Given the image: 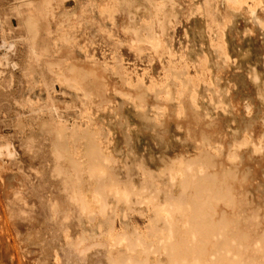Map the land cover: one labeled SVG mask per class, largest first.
<instances>
[{"label": "rangeland", "instance_id": "374dc122", "mask_svg": "<svg viewBox=\"0 0 264 264\" xmlns=\"http://www.w3.org/2000/svg\"><path fill=\"white\" fill-rule=\"evenodd\" d=\"M19 1L20 0H0V58L2 60V62L0 61V264H110L111 262H108L110 260L109 258L113 259H111V261H114L113 264H121V262L125 258H127L124 257L127 254H125L124 252H126V248L129 246V244H132V240H129L130 238H127L128 241L124 239L126 240L127 244L124 242V240L121 242H118L117 240L119 238H123L122 236L124 235L127 237V234L130 235L129 232L132 231L131 236L133 237V242L137 241L135 238L136 236L137 238H141L140 236H143V239L141 238L143 241L150 244L155 242L152 244L155 246L158 243L157 236L160 237V235L163 234H159V232L157 231L159 229L158 226H161L159 225V223H161L159 222V220L162 221V219L164 220L165 218L164 216V218L160 219L161 217H163L161 214L169 215L170 220L172 221L171 224L173 225V231H175H172L171 233L173 234L171 237L172 240L167 243H164L165 241H163V243L164 245L166 244L165 247L169 246V250L166 249L167 254H169L168 257L170 258V254H172L171 258L177 259V264H180L181 261L183 264H187V262L189 261L186 258V254L190 259L191 254L195 250V254L194 256L192 255V257H194L197 264H201L202 258L205 259V254L207 252L205 250L207 249L205 247V242L201 243V241H203L202 239H208L205 241L206 245H209L210 239L212 238V244L209 246V248L213 246L214 248L212 247L211 250L215 251L216 248V251H219L217 252V255H222L224 252H221L220 250H222L226 246L227 250L231 247V243H233L234 241L232 236H234L236 231L238 232L235 227L236 224L237 228H240L239 231L241 232H239L238 234L236 232V234L238 235V237H243L245 241L248 240V237L250 238L252 236V242L254 238H257L255 241H257L258 238H261V235L264 234V231L262 232V230H264V110H262L261 108L263 107L264 109V87L262 88V86H264V84H262L264 81L262 79L264 78V66L262 65L264 64L261 65L259 61L255 60H257L256 57L260 59V57L262 58V55H264V35H262L260 30L257 29V18L254 20L255 16H247V12L250 7L252 10L256 8L255 5L257 4L263 5V0H246V2L245 0H238V3L237 1H235L236 4L232 0V2L226 5V7L215 5V9L212 8L214 6L213 0H207L208 3L206 0V2L204 3H202L203 0H176L178 5H172H175L174 8L176 12V18L170 17L166 13V9L169 6L171 7V2L168 5H162L164 3L163 1H165L166 3L168 2V0L154 1L155 5L157 6H155L153 10H151L152 7L148 8L146 5L149 11H153V14L146 15L142 18L135 17L133 13H130V15V10H125L126 8L122 6L124 4L122 0H119V2H122L123 4H120L118 2L121 7L119 6V4H117L118 0H50V3L52 4V14H48V18L46 21V27L49 30V34L47 35V37H39L38 39H36V42L39 46L43 45L41 41L44 40V43H51V36L52 34H54V31L63 30L60 31L62 32L60 33V35L63 34L65 39H57L56 42V49H58L59 47L60 52L51 53L52 55H50L52 58H54V60H56V66H54L55 70L48 69L47 67L43 68V64L40 61L38 62V60H36V65H38V68L35 65V60H33L32 55H30L33 53V51L31 53V47H29L31 44V40L29 38L30 34L25 32V30H23L22 28L25 26L23 25V19L20 15L21 9L19 7L18 9H14V6H19ZM25 1L28 2V0ZM37 1L40 2L38 3ZM41 1L42 0H36V3L35 1L33 3H38L37 5H39ZM144 2L145 1L142 0L140 1L142 7ZM147 2L145 4H149V0ZM192 2L193 6H195L191 8L190 6L192 5ZM194 2L197 5L200 4L201 6H203V9L205 8L204 12L205 10L206 12L204 13L203 10H200L199 8L201 7L199 5L196 6ZM205 3L207 5L213 3V5L210 4L207 6ZM141 4L138 5L141 6ZM158 5H162V7ZM195 7L196 12H198L196 13V16L194 11ZM231 8L233 9L231 10V13H233L230 14H234L233 20H235V23L234 21H232L233 16L231 17V15V19L229 20H231L234 24L232 30H234L233 32L235 35L232 34V36H229L230 33H227L225 34L226 38H224L227 41L233 39L231 44L234 47L235 45L238 47V49L237 47L234 48L237 49L236 51H244L245 49L244 52H248L246 54L249 55L250 63L252 62L251 64H254L253 66H251V64L248 62L249 57H247L246 54V56L243 55L244 53L242 51L241 52L243 54L238 51V55L235 54L234 51H232L231 55L230 51H228L229 55H231V57L233 56V59L235 61L238 59V57L242 56L240 60L242 61V64L244 66L240 63L241 61H238V64H235V66L234 63H231L230 68H224V66L218 68L220 65H222L218 60L225 57L223 53L226 49L224 50V52H222V48L220 49L218 48L220 46L216 45V40L217 37L219 38V36L223 33L224 29L228 27L223 22V15H227V17L229 18L228 12H230ZM157 9L160 13L157 12ZM192 9L194 10L192 11ZM211 10L213 12L209 13V11ZM149 11H146L145 13H148ZM156 12L158 13V15H162L163 13V18L159 19L158 15H156ZM200 12L204 13V15H202V13ZM207 12L209 14L206 17L205 15ZM219 12H222V14L220 13L219 15ZM137 13L138 12H136V14ZM141 14L142 13H139V15L136 16H140ZM70 16L73 18V21H75L73 22L74 26H72L71 21L68 19ZM215 16L217 19H215ZM218 17H220V19H218ZM249 17H251L250 20H247L249 19ZM208 19H210V22ZM214 19L215 21H218V24L215 23ZM20 21L22 22V27ZM231 21H229L230 24ZM255 21L257 22L256 24ZM163 22L167 25H165ZM214 24L218 25L219 29L216 30L215 27L217 26L214 27ZM43 26L40 27L42 32L45 33L46 31L44 30L45 28ZM203 26L205 27L203 28ZM19 27L22 28L23 32H20ZM245 27H247V29ZM165 29L167 31H165ZM201 34H204V36ZM63 35L61 37H63ZM209 35H212V37ZM26 36L30 43H28ZM21 37H23L24 39H22ZM261 38L263 39L261 40ZM260 41H262L263 44ZM233 42H235V45L233 44ZM64 43H66V48H64ZM60 44L63 47H60ZM213 44L215 46H213ZM68 46H70L73 50ZM217 48L218 50H216ZM26 51L28 52V55L26 54ZM74 51L77 52L75 53ZM215 53H217L216 55H218L217 57L219 59L217 61L220 65L217 64V58H214ZM4 54H8V56H4ZM64 55L68 56V60L61 59ZM34 56L36 57L35 54L33 55V57ZM5 59H7L8 61ZM28 59L30 62H28ZM4 61H6L7 63L5 62L6 64H4ZM24 62L28 63V66L31 65V67L29 66V69L32 72L35 69V72L28 75L30 76L29 78L27 77V74L30 73V71L27 72L28 68L27 66H25L26 63ZM67 62H70L75 66H90L98 69V71L100 72L102 71L101 73L103 74L104 80L108 83V86L97 87L96 92H94V96H90L86 95L85 91L83 92L82 90L77 89V87L73 85L74 83L69 78L62 79L61 81L60 78H57L56 75L69 72V69L67 68L70 64H68ZM66 63L67 65H65ZM239 63L241 64L240 66ZM249 64L251 67L249 66ZM24 66L26 67V70ZM32 66H35L34 69ZM236 66H238L239 69H236L238 68ZM254 66L255 68H257L256 71L255 69H253ZM240 67H245L246 70ZM245 71H249L250 74L249 72L247 74H249L250 76L252 75L251 73L253 71V77L256 76V79L252 76V78L250 76L249 78L248 75H246V77L251 81H261L258 84L259 86L256 84V81H253L252 83L250 82V86V80L245 82L246 77L241 76L242 74L244 75V73L246 74ZM257 71L259 73H257ZM235 72H237L238 74H235ZM254 72H256V75L254 74ZM258 74L259 76H262V78L260 77L261 80L258 79ZM35 75H37V77ZM39 75H41V78ZM33 78L34 80H32ZM234 78H239L240 80H234ZM36 80L39 82H36ZM64 80H66L68 83L64 82ZM82 80L84 89H95L93 87L94 84L92 79L84 76ZM136 82H140L138 83L140 85H138ZM241 82H243V84ZM233 85H235L234 87H236V85L237 87H239H236L237 89L232 88ZM246 85H248L249 87ZM257 86L262 89H259L260 92L255 89ZM167 88H169L170 92H168L169 90L167 91ZM120 89L121 91L123 90V94H125V92L129 90V93L128 91L126 93H128V95L131 93L132 95L130 94V96H127L126 94L125 96L121 94ZM214 89H216L218 93L215 92ZM229 90L231 91L230 93L228 92ZM151 91L154 92L151 93ZM256 91H258V93ZM255 96H257L258 98H256ZM89 97L91 99H96L97 97L98 99L91 100ZM244 97L250 98H245V102L249 103L250 105L245 104V106L243 107V100H245L243 99ZM133 98H135L136 100H133ZM251 98L254 100V102H250V100H252ZM138 99L143 102L138 101ZM211 99L214 101V104L212 103ZM217 101L218 103H216ZM256 101H258L259 103H256ZM155 102H157L156 105ZM215 103L217 104V107H223V109L214 107L216 105ZM233 103L239 108L235 107L234 109ZM256 107L261 108L263 113H261V111H259L260 109H257ZM137 108L140 110H138ZM256 110H258L260 117H257L258 112L256 115ZM249 114L250 116H254H247ZM229 115L231 116L229 117ZM177 116L181 118L179 119ZM248 117L250 118V120H252L250 121ZM189 120L191 123H189ZM247 120L249 121L247 122ZM243 121L244 123H242ZM17 123L19 124V126ZM246 127H248L249 129H247ZM26 134L28 135L26 136ZM205 140L206 142H204ZM63 147L65 149H63ZM201 148L204 150H202ZM233 148L234 150L232 151ZM81 149H85L83 151V159L90 167L92 166L91 169L93 170L92 171L89 169L90 171L88 173L90 174L86 175V180H81V176L78 174L79 166L77 164L79 161L78 159H80L79 157H81ZM244 149L247 152L243 151ZM65 150L66 152L64 156L63 151ZM208 150L209 153L207 152ZM56 152L58 153V155H61L60 158L65 157V159L61 158L62 162H56ZM107 152L111 153L108 155L109 158L106 156L109 160L106 157L104 158L102 154ZM220 152L223 153L221 154ZM195 154L196 156H194ZM73 155L78 158V161H75L76 159ZM110 158L112 159V162ZM89 161L92 163H90ZM225 161L227 164L225 163ZM62 163H64L65 166L61 165ZM56 164H58L59 168H57L58 166L56 167ZM111 164L114 165L111 166ZM189 166H193L192 168L194 169ZM65 167H68V169L66 170ZM111 167L113 170L111 169ZM199 167L201 168V170ZM95 168L104 172H108L109 170V173L113 171L112 173L114 174L113 176L115 178L111 176V173L108 175L104 174V177H106V179L108 178L109 181L108 183H106L107 181L103 177V173H96V171H94ZM221 168L224 172L221 171ZM230 168L231 171L229 170ZM244 169H247L245 171L248 173L247 177L246 174H243L245 173L243 171ZM68 170L70 172L72 171L71 173L76 174V177L74 178L76 179V182L79 180L81 181H79L80 183H75L82 188L81 193L86 195L85 199L91 200L92 195L93 197H95L94 195H98V197L96 196L95 198L97 199V201L100 200L103 203L94 202L96 203L94 204L92 202L94 198L91 201L87 200V202L84 199L85 196H81L86 201V204L88 206L87 208L85 202H83L85 205V210L81 212L79 210L80 208L78 204L75 203V191L78 190V186L76 184L74 185L75 188L77 186V189L73 188V190L75 189V191L74 195L72 196L70 193L73 192L72 187L69 186V189H71V191L67 189L69 183L67 181L68 179L66 178L72 179L75 175H70ZM212 170L215 172H213ZM217 170L218 172H216ZM228 170L230 171V173L232 172L233 174H235V178L236 174L239 173V176L240 174L243 175V180L245 175L246 180L244 181H247L249 179V183L247 181L248 186H246V183L241 182L246 189L245 192L247 191L246 193L244 192V195H242L244 197L243 200L237 189L234 188L235 190H229L233 183H228L229 180L227 181V178H224L226 177L225 174L227 175V177L232 174H228ZM91 171L94 173H92ZM158 171H160L159 173L162 174L159 175V173H157ZM239 171H241V173ZM62 172L63 174H61ZM216 173H218V176L216 175ZM66 174L68 175V177ZM145 174L147 175V178ZM213 174H215V178ZM158 176L162 178L166 177V180L165 178L163 180H168L167 182L170 183V185L167 182L165 183L163 180L158 181ZM191 176L195 178H192ZM62 177H64V180L62 179ZM90 177H92V180L94 182L90 180ZM102 177L106 182L103 181ZM120 177L124 178V184L123 182H121L122 179ZM142 177H144L145 179ZM188 177H191L189 178L191 179L190 181H188ZM230 177H233L231 179V182H233L234 176ZM230 177L228 179H230ZM98 178L102 180H99ZM113 178L114 180L112 183L111 179ZM141 178L144 180H142ZM242 178L240 176L239 181L242 180ZM88 179V185H85L87 184L86 181ZM219 180H221V182H219ZM191 181L194 182L191 183ZM234 181L239 182L237 178ZM90 183H92L93 185ZM103 183L104 188L102 187ZM109 183L113 184L114 186L110 185ZM190 183L192 184V186ZM66 185L67 188H65ZM135 185L136 188H134ZM112 186L115 187L113 189V191L116 190L115 194L119 196L115 197L116 195H114V197H112L113 199L116 198L118 201L116 199V201L111 200V197L108 198L110 194L108 195V193L103 191V189L105 188H110L111 192ZM137 186H142V188ZM187 186L188 188L193 187V190L189 192L190 190L188 191ZM162 187L163 189H160ZM122 188H124L123 190L127 193L126 195H128V197L130 196L129 199L127 196L126 198L119 195L122 194ZM65 189H67L68 191H66ZM176 191L178 194H175ZM229 191L232 193L234 191L235 195H237V193L239 194V199H237V197L234 195L238 203H235L234 201L233 202L235 203V206L236 204H238L239 207L241 205L240 208L237 206L239 209L237 207L235 209L240 210L245 206L243 208V210H245L244 213L234 211L235 206H233L234 204L231 202V195H229ZM137 192L140 196L136 194ZM111 193L114 194V192ZM135 194L137 196H135ZM246 194L247 197H245ZM185 195H187V197L191 195L189 197V200ZM224 195L230 197V201L225 202L226 197ZM70 196L71 198L69 199ZM87 196L91 198L89 199ZM131 196L134 197L131 198ZM176 196L178 198V201ZM179 198H182L183 200H181L180 203ZM143 201H145V203ZM151 201H154L155 205ZM117 202L119 203L117 204ZM187 202H191L187 206L192 211L190 212L189 209L188 211L184 209V212H186L185 214H187L186 217L185 214H182L183 209L180 210L178 205H182L183 207H185L186 204H188ZM250 202L251 204H249ZM104 203L106 206V209L104 210L106 211L107 208L108 210H110V214L107 213L108 210L106 211V213L109 215H106V213H103L100 210L101 206L104 207ZM169 203L173 205L170 206ZM98 204L100 206H97ZM156 204L160 205L157 206L160 207V209L156 207ZM162 204L165 205L162 206ZM174 204L175 206L177 204L180 210V214L177 210V206L173 211ZM216 204L220 205L221 207L224 206L225 209L223 207L221 208L220 206H217ZM56 205L58 209H54ZM90 205H92V207ZM166 205L170 208L168 207V211L165 210L167 213L164 214L165 212L162 213V211H164L163 208ZM161 206L163 208H161ZM249 206L253 207V209L251 207L250 210L252 209L251 211L256 213H254L255 216L257 215L256 219L253 217L255 221H257L255 222V224L257 223L256 225L248 223V217H250L249 215H253V212L248 215V211L250 210L247 208ZM66 207L68 208V214L64 213V209H67ZM97 207L98 209H96ZM92 209H94V211ZM158 210H160L161 214L157 212ZM175 210L179 214L178 218L176 217L177 213L175 212ZM221 210L223 213L221 212ZM92 211L94 212V215L92 214ZM83 212L91 214L87 216L86 213L82 214ZM113 212L115 213L113 215L114 217H111V213L113 214ZM174 212L176 213V216H174ZM188 212L190 214H188ZM194 213L196 215V218L194 217ZM197 214L199 216V219L197 217ZM105 216H110L109 219H114H111L112 221L109 220L111 221L109 222L108 220L106 221L108 217L105 219ZM82 217H85L87 219ZM181 217H183V221L181 220ZM227 217L230 220L232 218L233 220L231 221H234L235 218L237 219L238 217L240 219L239 225L237 222L239 221V219H237V221L235 220V222L237 223L234 224L233 222H230L232 224V226H230L231 224L226 223V221L228 220L224 222L225 218ZM149 220H151L152 222H149ZM192 220H194L193 222L195 224L194 229H197L199 233V240L197 238V241H194L195 244L194 242H191L193 240L189 236L191 233L190 221ZM178 221H182V224L183 222H186L185 225L188 223L185 227L186 230L184 229V224L182 225ZM203 221L206 222L204 223ZM156 223L158 226H156ZM202 223H204V225L200 226V224ZM161 224L162 227L163 224L165 226V222L163 223L162 221ZM103 225L104 227L105 225H109V228L105 227L107 230L109 229L108 231H111L110 228L112 229V232H109L107 234L112 233L111 236H113L114 234L112 238L109 237L110 235L106 237L111 238V241L105 239L106 241H109V248H106L108 246H105L107 242L103 240L104 236H106V233L104 236H101V233L105 232V230H103L105 228H103V231L101 230V232L99 230L103 227ZM227 225H229L231 228H228L229 226L227 227ZM126 226L128 227L126 228ZM152 226L153 230H150ZM175 226H180L181 229L183 228L184 232H186L184 233L182 229V234L181 232L180 234L182 236L183 234L186 235L187 233L189 240H182L184 237L180 238V235L178 234L180 231V227ZM224 226L227 227L228 230L230 229L229 231L233 229L236 230H234V234L231 235L230 239L233 240L230 243L231 245L224 243L231 241L229 239L230 232L227 231V228H224ZM87 227L88 230L89 228H92L90 232L87 231ZM201 227L205 228L203 231H205L206 229H208V231L203 233L201 231ZM214 227L216 228L214 229ZM122 228L124 230L127 229L128 233L126 230V234L121 235L120 231ZM222 228L224 229V231ZM85 229L86 234L90 236H92L93 234V237L95 236L94 238L97 237L98 239L93 240V237H91V239L94 241L92 242V240H90V237H86V235L84 234L83 231H85ZM124 230L122 231V233H124ZM217 231L222 232H219L220 234L218 235ZM119 232V238L117 237L118 239H116V236H118L117 233ZM201 232L203 233L202 236L204 235V238H200ZM211 232L213 234L212 237L209 236L211 235ZM97 233L99 235H97ZM224 233L227 234V237L229 239L228 241L226 239L227 237H225V239L223 240V237L225 236ZM241 234H243L244 236ZM222 235L224 236L222 237ZM262 238L261 242L259 241L260 244L263 243ZM84 239L86 240L84 241ZM101 241L106 243L103 244V242ZM184 241H186L185 243H187V246L189 247L188 253L190 249V251L192 252L191 254L185 252L186 247L185 250H181V247L185 245ZM188 241H190L191 243H189ZM122 242H124L125 244ZM239 242L242 241L239 240ZM249 242L251 243V241ZM176 243H181L179 244V246L182 245L180 247V250L183 254H180V250L178 251L179 253H177L176 251L170 252L172 251V248L174 246L175 249L173 250H178L176 248H179V246ZM188 243L190 244V246H192V244L193 246H195L191 249ZM198 243H200L202 247L199 246ZM235 243L237 245V240L235 241ZM254 243H252V245ZM77 244H80V249L78 250L76 249V247L79 248ZM135 244H137L135 245L136 248L138 247L137 251L138 249L143 247V245H140L137 242ZM225 244L226 246L224 247L223 245ZM260 244L256 243L255 246L258 245V248L260 249ZM83 245L84 247H86L84 248V252L82 251L83 253H80V251L83 249ZM112 245H115L117 247L114 249ZM132 245L134 246V244ZM73 246H75L74 249L72 248ZM234 246L232 247L237 248L239 245L237 247ZM244 246L245 245H243L242 247ZM111 247L113 248V250ZM195 247L199 248V252ZM221 247L222 249H220ZM261 247H264L263 244ZM105 248L108 250L111 249V251L114 253L109 251L112 253V255L110 253L107 254ZM218 248L220 250H218ZM238 248H240L241 250L240 246ZM255 248L257 247L252 248V250H256ZM245 249L246 248L244 247V250L242 251L245 252ZM115 250L117 251V253H115ZM248 250L250 249L247 248V251ZM222 251H225V249H223ZM235 251L236 249L234 250V252ZM248 252L252 253L251 250ZM255 252L254 254H256ZM174 253L175 255L180 254L178 255L179 259L177 255L176 257L173 255ZM114 254H117L116 257H113ZM239 254L240 251L238 255ZM254 254L252 253L251 256L254 257ZM258 254L259 252L257 253V257ZM118 255H120V257L122 256L124 259L120 257L118 258ZM247 255L250 254H242V256L246 257L249 262L251 261L250 264L255 261H260L261 258L264 257H255L253 258L254 261L252 262V257L249 256V258ZM260 255L263 254L261 253ZM183 256L185 258L181 259L183 258ZM195 256L198 257L196 258ZM242 256V259L239 258V262L243 260ZM221 258L223 260L225 259V257L221 256L219 259L220 262L217 261V264L225 263V261H223ZM148 259L150 261L149 263L152 264L155 257L153 258L152 255V257L149 256ZM185 259L187 260V262ZM233 261L236 262V259H234ZM248 261L245 262L248 263ZM261 262L263 263L264 261H260V263ZM257 263L260 264L259 262Z\"/></svg>", "mask_w": 264, "mask_h": 264}, {"label": "bare ground", "instance_id": "6f19581e", "mask_svg": "<svg viewBox=\"0 0 264 264\" xmlns=\"http://www.w3.org/2000/svg\"><path fill=\"white\" fill-rule=\"evenodd\" d=\"M34 1H35V3H36V0H34ZM34 1H33V0H31V1L28 0V2H30V3H28V2H26L25 0H20V1L18 2V5H19V6H17V7L14 6V7H15L14 9H16V8L18 9V7L21 9V10H20V15L22 16V19H23V25L25 26V27H22V22L20 21V22H21V27L23 28V30H25V32H27V33L30 34V35H29V38H30V40H31V44H30L29 47H31V53H32V51H33V53L30 54V55H32L33 60H35V65H36V60H38V62L40 61V62L43 64V68H44V67H47L48 69H54V70H55V67H54V66H56V65H55V61H56V60H54V58H52L50 55H52L51 53H56V52L59 53V52H60V51H59V50H60L59 47H58V49H56V46H57V45H56V42H57V39H58V40H59V39H60V40L65 39L63 34H62L63 37H61L62 35H60V33H62V32H60V31H63V30H60V31L56 30V31H54V34H52V36H51V38H52V39H51V40H52L51 43H46V42L44 43V41H45V40H44V41H41V43H43V45L39 46V45L37 44V42H36V39H38L39 37H40V38H42V37H47V35L49 34V30H48V28L46 27V24H47L46 21H47V18H48V14L51 13V10H52V4L50 3V0H42L41 3H40L39 5H37V4H38L40 1H39V2L37 1V2H38L37 4L33 3ZM122 1H123L124 4H123L122 2H119V0L117 1V4H119V3L121 4V3H122V4H123L122 6H124V8H126L125 10H127V9L130 10L129 14H130V13H133V15H134L135 17H140V18L145 17L146 15H152V14H153V11H151V10H153V9L155 8V6H157V5H155V3H154V1H156V0H151L152 2L149 0V4H145L148 0H142V1H145L144 4H143V7H142V4L140 3L141 0H122ZM137 1H138V2H137ZM166 1H167V0H166ZM206 1H207V0H206ZM206 1L203 0L202 3L206 2ZM208 1H209V0H208ZM208 1H207V3H208ZM213 1H214V2H213V3H214V6H213L212 8H214V9H215V5L222 6V7L225 6V7H226V5H228V3L232 2V0H213ZM235 1H237V3H238V2L241 1V0H239V1H238V0H233V2H235ZM250 1H251V0H250ZM25 2H26L27 4H26ZM118 2H119V3H118ZM136 2H137V3H136ZM163 2L165 3V1H163ZM163 2H162V3H163ZM170 2H171V7L169 6V7L166 9V13H167V15H169L170 17L176 18V12H175V8H174L175 5H178V3L176 2V0H168V2H166L165 4L163 3L162 5H163V6L166 5V4L168 5ZM172 2H173V3H172ZM245 2H246V0H245ZM252 2H253V1H252ZM263 2H264V0H263ZM147 3H148V2H147ZM213 3H210V4L213 5ZM247 3H248V1H247ZM249 3H250V2H249ZM16 4H17V3H16ZM120 4H119V6L121 7ZM138 4H141V6H139ZM150 4L153 5L154 7L151 6ZM173 4H175V5L172 6ZM194 4H196V3L194 2ZM205 4H206V3H205ZM210 4H208V5H210ZM235 4H236V2H235ZM240 4H241V2H240ZM146 5H147L148 8H151V7H152V9L149 11V10L147 9ZM148 5H150V6H148ZM162 5H158V6H161V7H162ZM189 5H190V4H189ZM198 5L201 7V8H199V9H200V10H203V12H204V9H205V8L203 9V6H201L200 4H198ZM198 5L196 4V6H198ZM206 5H207V4H206ZM208 5H207V6H208ZM212 5H211V6H212ZM250 5H251V4H250ZM250 5H249V6H250ZM179 6H180V5H179ZM194 6H195V5H194ZM194 6H193V2H192V5H191L190 7L192 8V7H194ZM255 6H256V8H255V9H252V10H251V7H250V9H249L248 12H247V13H248L247 16H251V15L255 16L254 20L257 18L256 21H258V23L255 21V24L257 23V25H258V28H257V29L260 30V32H261L262 35H264V4H263V5H261V4L259 5V4H257V5H255ZM257 6H258V7H257ZM144 7H146V8H144ZM209 7H210V6H209ZM243 7H244V6H243ZM124 8H123V9H124ZM138 8H139V10H138ZM157 8H158V7H157ZM159 8H160V7H159ZM212 8H211V9H212ZM219 8H220V7H219ZM146 9H147V10H146ZM209 9H210V8H209ZM209 9H208V10H209ZM214 9H213V11H214ZM242 9H243V8H242ZM244 9H245V8H244ZM193 10H194V9H192V11H193ZM216 10H217V7H216ZM231 10H233V9L231 8V9H230V12H228V13H229V18L227 17V15H226V16H225V14L223 15V22H224V23L226 24V26H228V27H226V28L224 29L223 33L219 36V38L217 37V40H218V41L216 40V42H217L216 45L220 46V47H218V48H220V49L222 48V49H221L222 52H224V50L226 49L225 52L223 53V54L225 55V57H223L222 59H219V58L217 57V56H218V55H216V54L218 53L217 51H216L217 53L214 54V58H215V59L217 58L216 61L219 59L218 61L222 64V65L218 64L219 62L217 61V64L220 65L218 68H221V66H222V67L224 66V68H225V67L230 68V67H231V63H234V66H235V64H238V61H239V62L241 61L240 59L242 58V56H241V57H238L239 60L237 59L236 61L233 59V56L231 57V55H232V54H231L232 51H234L235 54H237V53H239V52H240V53L243 52L244 54H243V53H242V54L245 55L246 53H248L247 51H246V53L244 52V51H245L244 48H243L244 51L241 50L242 52L239 51V50H238L239 52L236 51V50L238 49V47L234 44L235 42H233V44L235 45V47H237V49H234L235 47L231 44V42H232L233 39H232V40H228V41L225 39V38H226V37H225V36H226L225 34H227V33H228V34L230 33L229 36H232V34L235 35L234 32H233L234 30H232V28L234 27V24L232 23V21H234V23H235V20H233V18H234L233 15H234V14L231 15V14L233 13V12L231 13ZM15 11H16V10H15ZM146 11H149V12H148V13H145ZM159 11H160V9H159ZM194 11H195V16H196V13H198V12H196V7H195V10H194ZM213 11L211 10V11H209V13H212ZM226 11H227V9H226ZM16 12H17V11H16ZM136 12H138V13L136 14ZM157 12H158V9H157ZM157 12H156V13H157ZM164 12H165V11H164ZM205 12H206V10H205ZM205 12H204V13H205ZM240 12H241V11H240ZM139 13H142V14H141L140 16H136V15H139ZM149 13H150V14H149ZM156 13H155V14H156ZM158 13H160V12H158ZM158 13H157L156 15H158ZM166 13H165V14H166ZM191 13H192V12H191ZM200 13H202V12H200ZM204 13H202V15H204ZM209 13L207 12L205 16L207 17ZM214 13H215V12H214ZM220 13L222 14V12H219V15H220ZM228 13H227V14H228ZM230 13H231V14H230ZM51 14H52V13H51ZM59 14H60V13H59ZM129 14H128V15H129ZM18 15H19V14H18ZM128 15H127V16H128ZM130 15H131V14H130ZM143 15H144V16H143ZM210 15H211V14H210ZM210 15H209V17H210ZM230 15H231V17L233 16V17H232V21L229 20V19H231ZM237 15H238V14H237ZM163 16H164L163 13H162V15H160V14L158 15L159 19H162ZM211 16H212V15H211ZM216 16H217V15H216ZM216 16H215V19H217ZM244 16H245V14H244ZM253 16H252V17H253ZM131 17H133V16H131ZM148 17H149V16H148ZM197 17H198V16H197ZM238 17H239V16H238ZM18 18H19V17H18ZM200 18H201V17H200ZM213 18H214V17H213ZM213 18H212V19H213ZM247 18H248V17H247ZM250 18H251V17H249V19H247V20H250ZM20 19H21V18H20ZM65 19H66V17H65ZM68 19L71 21L72 26H74V23H73V22H75V21H73V18L70 16ZM131 19H132V18H131ZM215 19H214V21H215ZM218 19H220V17H218ZM48 20H49V19H48ZM143 20H144V19H143ZM208 20H209V22H210V19H208ZM247 20H246V21H247ZM201 21H202V20H201ZM206 21H207V20H206ZM206 21H204V22H206ZM229 21H231V24H230ZM165 22H166V21H165ZM202 22H203V21H202ZM141 23H142V21H141ZM163 23H164V22H163ZM215 23L218 24V21H215ZM18 24H19V23H18ZM164 24H165V23H164ZM164 24H163V25H164ZM202 24H203V23H202ZM208 24H209V23H208ZM211 24H212V23H211ZM43 25H44V26H43ZM133 25H134V24H133ZM165 25H167V24H165ZM40 26H43V27L45 28V29L43 28V29L46 31L45 33L42 32ZM215 26H217V27H215ZM259 26H260V27H259ZM21 27H19V28H20V32H21V31L23 32V30H22ZM39 27H40V28H39ZM165 27H167V26H165ZM204 27H205V26H203V28H204ZM214 27L216 28V30L219 29V28H218L219 26L216 25V24H214ZM214 27H213V28H214ZM24 28H25V29H24ZM141 28H142V27H141ZM245 28L247 29V27H245ZM129 29H131V28H129ZM154 29H155V28H154ZM206 29H207V28H206ZM54 30H55V29H54ZM125 30H126V29H125ZM134 30H135V29H134ZM210 30H211V29H210ZM237 30H238V29H237ZM150 31H151V30H150ZM165 31H167V30L165 29ZM25 32H24V33H25ZM151 32H152V31H151ZM195 32H196V31H195ZM211 32H213V31H211ZM214 32H215V30H214ZM216 32H217V31H216ZM153 33H154V32H153ZM157 33H158V32H157ZM44 34H45V35H44ZM50 34H51V33H50ZM192 34H193V33H192ZM219 34H220V33H219ZM219 34H217V35H219ZM23 35H24V34H23ZM67 35H68V34H67ZM162 35H163V34H162ZM201 35L204 36V34H201ZM207 35H208V32H207ZM20 36H21V35H20ZM41 36H42V37H41ZM196 36H197V35H196ZM209 36L212 37V35H209ZM65 37H66V36H65ZM224 37H225V38H224ZM21 38L24 39L23 37H21ZM232 38H233V37H232ZM19 39H20V38H19ZM26 39H27V36H26ZM230 39H231V37H230ZM262 39H263V38H261V40H262ZM41 40H42V39H41ZM27 41H28V39H27ZM37 41H39V40H37ZM68 41H69V40H68ZM152 41H153V40H152ZM216 42H215V43H216ZM260 42H262V41H260ZM28 43H30V41H28ZM61 43H62V41H61ZM66 43H68V42H66ZM66 43H64L63 45H65ZM71 43H72V42H71ZM262 44H263V42H262ZM28 45H29V44H28ZM67 45H68V44H67ZM209 45H210V44H209ZM58 46H59V45H58ZM61 46H62V45L60 44V47H61ZM72 46H73V45H72ZM77 46H78V45H77ZM210 46H211V45H210ZM213 46H215V45L213 44ZM213 46H212V47H213ZM239 46H240V45H239ZM7 47H8V46H7ZM27 47H28V46H27ZM62 47H63V46H62ZM68 47H70V46H68ZM232 47H233V48H232ZM259 47H260V46H259ZM64 48H66V45H65ZM218 48H217L216 50H218ZM260 48H261V47H260ZM9 49H10V48H9ZM61 49H62V48H61ZM70 49H72V48L70 47ZM229 49H230V50H229ZM239 49H240V48H239ZM246 49H247V48H246ZM28 50H29V48H28ZM72 50H73V49H72ZM210 50H211V49H210ZM221 50H220V51H221ZM12 51H13V50H12ZM64 51H65V50H64ZM68 51H69V50H68ZM220 51H219V52H220ZM228 51H230V54H231V55H229V52H228ZM62 52H63V50H62ZM65 52H66V51H65ZM71 52H72V51H71ZM74 52H75V51H74ZM76 52H77V51H76ZM76 52H75V53H76ZM66 53H67V52H66ZM66 53H65V54H66ZM1 54H2V53H1ZM26 54L28 55V52H27V51H26ZM34 54L36 55V57H35V56L33 57ZM61 54H62V53H61ZM70 54H71V53H70ZM70 54H69V55H70ZM211 54H212V52H211ZM2 55H3V54H2ZM2 55H1V56H2ZM5 55L8 56V54H4V56H5ZM224 55H223V56H224ZM237 55H238V54H237ZM246 55H247V54H246ZM246 55H245V56H246ZM258 55H261V54H258ZM258 55H257V56H258ZM55 56H56V55H55ZM57 56H58V55H57ZM86 56H87V55H86ZM215 56H216V57H215ZM25 57H26V56H25ZM28 57H29V56H28ZM69 57H70V56H69ZM247 57H249V55H247ZM5 58H6V57H5ZM7 58H8V57H7ZM30 58H31V57H30ZM36 58H37V59H36ZM57 58H58V57H57ZM60 58H61V56H60ZM67 58H68V56L64 55V56H62L61 59L66 60ZM58 59H59V58H58ZM70 59H71V58H70ZM72 59H73V58H72ZM88 59H89V58H88ZM247 59H248V58H247ZM256 59H257V60H255V61H259V63H261V65L264 64V55H262V58L260 57V59H259V58L256 57ZM3 60H4V59H3ZM5 60H7V59H5ZM26 60H27V59H26ZM67 60H68V59H67ZM248 60H249L248 62L250 63V57H249ZM0 61L2 62L1 58H0ZM7 61H8V60H7ZM69 61H70V60H69ZM214 61H215V60H214ZM234 61H235V62H234ZM5 62H6V61H4V64L7 63V62H6V63H5ZM22 62H23V61H22ZM28 62H30L29 59H28ZM58 62H60V61H58ZM62 62H63V61H62ZM71 62H72V61H71ZM73 62H74V61H73ZM236 62H237V63H236ZM24 63H26V62H24ZM67 63H68V62H67ZM67 63H66L65 65H67ZM74 63H75V62H74ZM215 63H216V62H215ZM215 63H214V64H215ZM240 63L242 64V61H241ZM240 63H239V66L241 65ZM243 63H244V62H243ZM251 63H252V62H251ZM251 63H250V64H251ZM1 64H3V63H1ZM26 64H27V65H26ZM26 64H25V66H27V68H28L27 72L30 71V73L27 74V77L29 78L30 76H28V75L31 74V73H33V72H35V69H34L35 66H34V67L32 66L33 69H34L33 72H32V71L29 69V66L31 67V65L28 66V63H26ZM31 64H32V63H31ZM42 64H41V65H42ZM68 64H70L69 67L67 68V69H69V72H68V73H64V74H57V75H56L57 78H60L61 81H62V79L69 78V79L74 83L73 85H75V86L77 87V89L82 90L83 92L85 91V94H86V95H90V96L92 95V96H94V92H96V88H97V87H100V86H103V87L108 86V83L104 80L103 74L101 73L102 71L100 72V71H98V69L93 68V67H90V66H86V67H83V66H75V65H73V64L70 63V62H69ZM244 64H245V63H244ZM250 64H249V66H250ZM32 65H33V64H32ZM215 65H216V64H215ZM242 65H243V64H242ZM253 65H254V64H251V66H253ZM259 65H260V64H259ZM5 66H6V65H5ZM16 66H17V65H16ZM25 66H24V67H25ZM36 66H37V68H38V65H36ZM105 66H106V65H105ZM243 66H244V65H243ZM245 66H246V65H245ZM249 66H248V67H249ZM251 66H250V67H251ZM262 66H264V65H262ZM236 67H238V66H236ZM40 68H41V67H40ZM58 68H59V67H58ZM205 68H206V67H205ZM234 68H235V67H234ZM240 68L245 69V67H240ZM263 68H264V67H263ZM45 69H46V68H45ZM236 69H239V67L236 68ZM243 69H241V70H243ZM247 69H249V68H247ZM253 69H255V71H256L257 68H255V66H254ZM25 70H26V67H25ZM37 70H38V69H37ZM206 70H207V69H206ZM232 70H233V69H232ZM245 70H246V69H245ZM23 71H24V70H23ZM23 71H21V72H23ZM47 71H48V70H47ZM62 71H63V70H62ZM121 71H122V70H121ZM263 71H264V70H263ZM27 72H26V73H27ZM38 72H40V71H38ZM245 72H246V74H245L244 72H242V73H244V75L242 74L241 76H245V77H246V75H248V77H249V76H250L249 74H250V72H251V69H250V72L248 71L249 74H247V73H248L247 71H245ZM54 73H55V71H54ZM56 73H58V72H56ZM82 73H83V74H82ZM236 73H237V72H235V74H236ZM255 73H256V72H254V74H255ZM257 73H259V72L257 71ZM23 74H24V73H23ZM37 74H38V73H37ZM39 74H40V73H39ZM41 74H42V73H41ZM46 74H47V73H46ZM184 74H185V73H184ZM235 74H233V75H235ZM237 74H238V73H237ZM240 74H241V73H240ZM251 74H252L251 76L253 77V71H252ZM43 75H44V73H43ZM122 75H123V73H122ZM142 75H143V74H142ZM255 75H256V74H255ZM25 76H26V74H25ZM25 76H24V77H25ZM31 76H32V75H31ZM35 76L37 77V75H35ZM39 76H40V78H41V75H39ZM51 76H52V75H51ZM51 76H49V77H51ZM84 76H86L87 78L92 79L93 84H94L93 87H94L95 89H86V88L84 89V84H83V82H82V81H83L82 79H83ZM182 76H183V73H182ZM251 76H250V77H251ZM258 76H259V74H258ZM258 76H257V78H258ZM32 77H33V76H32ZM42 77H43V76H42ZM238 77H239V76H238ZM250 77H249V78H250ZM252 77H251V78H252ZM254 77H255V79H256V76H254ZM254 77H253V78H254ZM260 77L262 78V76H259L258 79H260ZM263 77H264V76H263ZM125 78H126V77H125ZM249 78L246 77V78H245V79H246L245 82L249 81V80H250ZM235 79L240 80L239 78H234V80H235ZM245 79H243V80H245ZM262 79L264 80V78H262ZM32 80H34V78H33ZM38 80H39V79H38ZM42 80H43V79H42ZM44 80H46V79H44ZM123 80H124V79H123ZM176 80H177V79H176ZM181 80H182V79H181ZM181 80H180V81H181ZM260 80H261V79H260ZM163 81H164V80H163ZM185 81H186V80H185ZM253 81H256V84H257V85L261 82V81H259V80H258L259 82H258L257 80H252V81L250 80L249 83H250V82L252 83ZM33 82H34V81H33ZM36 82H39V81L36 80ZM64 82L68 83L66 80H64ZM131 82H132V81H131ZM188 82H189V81H188ZM191 82H192V81H191ZM238 82H240V81H238ZM70 83H71V82H70ZM70 83H69V84H70ZM136 83H137V82H136ZM138 83H140V82H138ZM138 83H137V84H138ZM167 83H168V82H167ZM241 83L243 84V82H241ZM241 83H240V84H241ZM251 83L249 84V86L251 85ZM44 84H45V83H44ZM63 84H64V83H63ZM125 84H126V83H125ZM137 84H135V85H137ZM178 84H179V83H178ZM186 84H187V83H186ZM231 84H232V83H231ZM236 84H237V83H236ZM256 84H255V86H256ZM262 84H264V81H263ZM262 84H261V86H262ZM47 85H48V84H47ZM138 85H140V84H138ZM175 85H176V84H175ZM244 85H245V83H244ZM44 86H45V85H44ZM48 86H49V85H48ZM70 86H71V85H70ZM89 86H90V85H89ZM234 86H235V85H233V87H232V86H230V87H232V88H236V87H237V85H236V87H234ZM246 86H248V85H246ZM249 86H248V87H249ZM258 86H259V85H258ZM258 86H257L255 89L258 90V91L260 92L259 89H261V88L258 87ZM68 87H69V85H68ZM112 87H113V85H112ZM143 87H144V86H143ZM163 87H164V85H163ZM205 87H206V86H205ZM238 87H239V86H238ZM238 87H237V88H238ZM253 87H254V86H253ZM263 87H264V86H262V88H263ZM47 88H48V87H47ZM89 88H90V87H89ZM117 88H119V87H117ZM125 88H126V87H125ZM127 88H128V87H127ZM140 88H141V87H140ZM232 88H230V89H232ZM237 88H236V89H237ZM246 88H247V87H246ZM257 88H258V89H257ZM123 89H124V88H123ZM163 89H164V88H163ZM172 89H173V88H172ZM177 89H180V88H177ZM206 89H207V88H206ZM263 89H264V88H263ZM79 90H78V91H79ZM168 90H169V88H167V91H168ZM181 90H182V89H181ZM198 90H199V89H198ZM253 90H254V89H253ZM261 90H262V89H261ZM120 91H121V89H120ZM122 91H123V90H122ZM122 91H121V94H123ZM127 91H128V93H129V90H127ZM127 91H126V92H127ZM145 91H146V90H145ZM209 91H210V90H209ZM214 91L217 92L216 89H214ZM225 91H227V90H225ZM258 91H256V92L258 93ZM117 92H118V91H117ZM124 92H125V90H124ZM126 92H125V94H123V95L126 96V94H127V96H130L131 93L128 95V93H126ZM152 92H154V91H151V93H152ZM168 92H170V90H169ZM187 92H188V91H187ZM228 92L230 93L231 91L229 90ZM228 92H227V93H228ZM233 92H234V91H233ZM97 93H98V92H97ZM217 93H218V92H217ZM252 93H254V92H252ZM257 93H256V94H257ZM98 94H99V93H98ZM104 94H105V93H104ZM153 94H154V93H153ZM161 94H162V93H161ZM171 94H172V93H171ZM192 94H193V93H192ZM192 94H191V95H192ZM197 94H198V92H197ZM220 94H221V93H220ZM131 95H132V94H131ZM149 95H150V94H149ZM173 95H174V94H173ZM173 95H172V96H173ZM193 95H194V94H193ZM213 95H214V94H213ZM230 95H231V94H230ZM249 95H250V94H249ZM97 96H98V95H97ZM143 96H144V94H143ZM150 96H151V95H150ZM172 96H171V97H172ZM227 96H228V94H227ZM261 96H262V95H261ZM255 97L258 98L257 96H255ZM89 98H90V97H89ZM130 98H131V97H130ZM245 98H246V99H250V98H247V97H244L243 99H245ZM90 99H91V98H90ZM94 99H95V98H93V99H91V100H94ZM96 99H98V98L96 97ZM96 99H95V100H96ZM134 99H135V98H133V100H134ZM155 99H156V97H155ZM155 99H154V100H155ZM213 99H214V98H213ZM229 99H230V98H229ZM235 99H236V98H235ZM246 99L243 100V101H244V102H243V103H244V104H243V107L245 106V104H249V103H246V102H245ZM251 99H252V98H251ZM22 100H23V99H22ZM22 100H21V101H22ZM26 100H27V99H26ZM135 100H136V99H135ZM172 100H173V99H172ZM214 100H215V99H214ZM231 100H232V99H231ZM256 100H257V99H256ZM258 100H259V99H258ZM99 101H100V99H99ZM138 101H140V99H138ZM178 101H179V100H178ZM211 101H212V103L214 104V101H213L212 99H211ZM215 101H216V100H215ZM219 101H220V100H219ZM227 101H228V100H227ZM251 101L254 102L253 99L250 100V102H251ZM260 101H261V100H260ZM25 102H26V101H25ZM51 102H52V101H51ZM140 102H143V101H140ZM140 102H138V103H140ZM157 102H158V101H157ZM157 102H155V105H156ZM220 102H221V101H220ZM230 102H234V101H230ZM257 102H258V101H256V103H257ZM20 103H21V102H20ZM23 103H24V102H23ZM103 103H105V102H103ZM138 103H137V104H138ZM161 103H162V102H161ZM168 103H169V102H168ZM184 103H185V102H184ZM197 103H198V102H197ZM216 103H218V101H217ZM216 103H215V104H216ZM258 103H259V102H258ZM21 104H22V103H21ZM51 104H52V103H51ZM175 104H176V102H175ZM181 104H182V103H181ZM233 104H234V103H233ZM141 105H142V104H141ZM143 105H144V103H143ZM167 105H169V104H167ZM204 105H205V104H204ZM229 105H230V104H229ZM241 105H242V104H241ZM249 105H250V104H249ZM249 105H248V106H249ZM47 106H48V105H47ZM160 106H161V105H160ZM175 106H176V105H175ZM220 106H221V105H220ZM254 106H255V105H254ZM262 106H263V105H262ZM204 107H205V106H204ZM214 107H217V104H216ZM233 107H234V109H235V107L237 108L238 106L234 104ZM241 107H242V106H241ZM257 107H258V106H257ZM257 107H256V108H257ZM260 107H261V105H260ZM49 108H50V107H49ZM49 108H48V109H49ZM173 108H174V106H173ZM217 108H219V109H223V107H222V108L217 107ZM238 108H239V107H238ZM253 108H254V107H253ZM256 108H255V109H256ZM261 108H262V110H264L263 107H261ZM261 108H257V109H260L259 111H261V113H263V111L261 110ZM53 109H54V108H53ZM137 109H138V108H137ZM142 109H143V108H142ZM160 109H161V107H160ZM171 109H172V108H171ZM208 109H209V108H208ZM219 109H218V110H219ZM230 109H231V108H230ZM49 110H50V109H49ZM138 110H140V109H138ZM138 110H137V111H138ZM154 110H155V109H154ZM154 110H153V111H154ZM168 110H169V109H168ZM173 110H174V109H173ZM224 110H225V109H224ZM149 111H150V109H149ZM200 111H201V110H200ZM244 111H245V110H244ZM251 111H252V110H251ZM147 112H148V111H147ZM158 112H159V111H158ZM255 112H256V115H257L258 110H256ZM169 113H170V112H169ZM175 113H176V112H175ZM178 113H179V112H178ZM261 113H260V114H261ZM148 114H149V113H148ZM150 114H151V113H150ZM226 114H227V113H226ZM226 114H225V115H226ZM156 115H157V114H156ZM179 115H180V114H179ZM186 115H187V114H186ZM258 115H259V112H258ZM258 115H257V117H260V115H259V116H258ZM212 116H213V115H212ZM227 116H228V115H227ZM230 116H231V115H229V117H230ZM247 116H250V114L247 115ZM253 116H254V115H253ZM253 116H250V117H253ZM177 117H178V116H177ZM178 118H179V117H178ZM180 118H181V117H180ZM180 118H179V119H180ZM187 118H188V117H187ZM235 118H236V117H235ZM196 119H197V118H196ZM214 119H215V118H214ZM219 119H220V118H219ZM228 119H230V118H228ZM248 119L250 120L249 117H248ZM152 120H153V119H152ZM184 120H185V119H184ZM184 120H183V121H184ZM198 120H199V119H198ZM249 120H247V122H248ZM251 120H252V119H251ZM251 120H250V121H251ZM256 120H257V119H256ZM208 121H209V119H208ZM262 121H263V120H262ZM219 122H220V121H219ZM235 122H236V121H235ZM247 122H246V124H247ZM187 123H188V122H187ZM189 123H191L190 120H189ZM216 123H217V122H216ZM242 123H244V121H243ZM17 124H18V123H17ZM237 124H238V123H237ZM239 124H240V122H239ZM248 124H249V123H248ZM250 124H251V122H250ZM250 124H249V125H250ZM223 125H224V124H223ZM225 125H226V124H225ZM241 125H243V124H241ZM16 126H17V125H16ZM18 126H19V124H18ZM235 126H236V125H235ZM245 126H246V125H245ZM260 126H261V125H260ZM188 127H189V126H188ZM232 127H233V126H232ZM241 127H242V126H241ZM255 127H256V126H255ZM246 128L249 129L248 127H246ZM240 130H241V129H240ZM258 130H259V129H258ZM93 131H94V130H93ZM95 131H96V130H95ZM187 131H188V130H187ZM196 131H197V130H196ZM242 131H243V130H242ZM227 132H228V131H227ZM262 132H263V130H262ZM31 133H32V132H31ZM195 133H196V132H195ZM238 133H239V132H238ZM238 133H237V134H238ZM27 135H28V134H26V136H27ZM31 135H32V134H31ZM222 135H223V134H222ZM258 135H259V134H258ZM29 136H30V135H29ZM195 136H196V135H195ZM197 137H198V136H197ZM213 137H214V136H213ZM246 137H247V136H246ZM228 138H229V137H228ZM238 138H239V137H238ZM253 138H254V137H253ZM250 139H251V138H250ZM58 140H59V139H58ZM84 141H85V140H84ZM215 141H216V140H215ZM220 141H221V139H220ZM238 141H239V140H238ZM204 142H206V140H205ZM259 142H260V141H259ZM28 143H29V142H28ZM64 143H65V142H64ZM100 143H101V141H100ZM62 144H63V143H62ZM94 144H95V143H94ZM204 144H205V143H204ZM216 144H217V143H216ZM222 144H223V143H222ZM233 144H234V143H233ZM81 145H82V143H81ZM96 145H97V144H96ZM214 145H215V144H214ZM217 145H218V144H217ZM247 145H248V144H247ZM247 145H246V146H247ZM61 146H62V145H61ZM63 146H64V145H63ZM99 146H100V145H99ZM222 146H223V145H222ZM236 146H237V145H236ZM2 147H3V146H2ZM70 147H71V146H70ZM70 147H69V149H70ZM81 147H82V146H81ZM232 147H233V146H232ZM261 147H262V146H261ZM66 148H67V147H66ZM108 148H109V147H108ZM202 148H203V147H202ZM202 148H201V149H202ZM222 148H223V147H222ZM224 148H225V147H224ZM4 149H5V148H4ZM63 149H65V148L63 147ZM104 149H105V148H104ZM219 149H220V148H219ZM225 149H226V148H225ZM263 149H264V148H263ZM5 150H6V149H5ZM84 150H85V149H81V152H80L81 157H79L80 159H78L75 155H73L74 158L76 159L75 161H78V160H79L77 165L79 166V167H78V172H79L78 174L81 176V178H80L81 180H86V175H87V174H90V173H88V172H89L90 170H92V169H91L92 166L90 167V166L86 163V161H84V159H83V153H84L83 151H84ZM202 150H204V149H202ZM206 150H207V149H206ZM233 150H234V148L232 149V151H233ZM235 150H236V149H235ZM238 150H239V149H238ZM60 151H62V150H60ZM60 151H59V152H60ZM100 151H101V150H100ZM110 151H111V148H110ZM223 151H225V150H223ZM243 151H246V150L244 149ZM65 152H66V150L63 151V153H64L63 155H64V156H65ZM85 152H86V151H85ZM88 152H89V151H88ZM101 152H102V151H101ZM101 152H99V153H101ZM207 152L209 153V150H208ZM246 152H247V151H246ZM94 153H95V152H94ZM220 153H221V152H220ZM222 153H223V152H222ZM222 153H221V154H222ZM230 153H231V152H230ZM232 153H233V152H232ZM234 153H235V151H234ZM236 153H237V152H236ZM102 154H103V156H104V158H105L106 156L108 157V155L111 154V153H108V152H107V153H102ZM201 154H202V153H201ZM210 154H211V153H210ZM248 154H249V153H248ZM87 155H88V154H87ZM92 155H93V154H92ZM92 155H91V156H92ZM233 155H234V154H233ZM53 156H54V155H53ZM60 156H61V155H60V154L58 155L57 152L55 153V157L57 158V159H56V162L61 161V158H64V159H65V157H61V158H60ZM70 156H72V155H70ZM194 156H196V154H195ZM194 156H193V157H194ZM221 156H222V155H221ZM224 156H225V155H224ZM263 156H264V155H263ZM88 157H89V156H88ZM107 157H106V158H107ZM219 157H220V156H219ZM108 158H109V157H108ZM108 158H107V159H108ZM182 158H183V157H182ZM184 158H185V157H184ZM217 158H218V157H217ZM256 158H257V157H256ZM77 159H78V160H77ZM92 159H94V158H92ZM110 159H111V158H110ZM213 159H214V158H213ZM224 159H225V158H224ZM108 160H109V159H108ZM113 160H114V159H113ZM183 160H184V159H183ZM234 160H235V159H234ZM66 161H67V160H66ZM66 161H65V162H66ZM68 161H69V160H68ZM178 161H179V160H178ZM61 162H62V161H61ZM63 162H64V161H63ZM89 162H90V161H89ZM111 162H112V159H111ZM219 162H220V161H219ZM235 162H236V161H235ZM58 163H59V162H58ZM68 163H70V162H68ZM76 163H77V162H76ZM90 163H92V162H90ZM90 163H89V164H90ZM225 163H226V161H225ZM225 163H224V164H225ZM237 163H238V162H237ZM240 163H241V162H240ZM65 164H66V163H65ZM226 164H227V163H226ZM230 164H231V163H230ZM61 165H64V163H62ZM69 165H70V164H69ZM77 165H76V166H77ZM93 165H94V164H93ZM113 165H114V164H113ZM113 165L111 164V166H113ZM176 165H177V164H176ZM57 166H58V164H56V167H57ZM64 166H65V165H64ZM73 166H74V165H73ZM73 166H72V167H73ZM96 166H97V165H96ZM109 166H110V165H109ZM109 166H108V167H109ZM214 166H215V165H214ZM224 166H226V165H224ZM56 167H55V168H56ZM68 167H69V166H68ZM68 167H67V168L65 167L66 170L68 169ZM189 167H191V166H189ZM192 167H193V166H192ZM192 167H191V168H192ZM57 168H59V166H58ZM57 168H56V169H57ZM65 168H64V169H65ZM99 168H100V167H99ZM199 168H200V167H199ZM64 169H63V170H64ZM70 169H71V167H70ZM70 169H69V170H70ZM73 169H74V168H73ZM89 169H90V170H89ZM111 169H112V167H111ZM187 169H188V168H187ZM192 169H194V168H192ZM211 169H212V168H211ZM69 170H68V171H69ZM75 170H76V169H75ZM112 170H113V169H112ZM200 170H201V168H200ZM213 170H214V168H213ZM213 170H212V171H213ZM229 170L231 171V168H230ZM229 170H228V172H229L228 174H231L232 172L230 173ZM232 170H234V169H232ZM246 170H247V169H246ZM246 170L244 169L243 171L245 172ZM54 171H55V170H54ZM56 171H57V170H56ZM92 171H93V170H92ZM92 171H91V172H92ZM94 171H96V173H103V177L105 176L104 174H107V175H108V174L111 173V176L114 175V174L112 173L113 171L109 173V170H108V172L105 171V172H106V173H105L104 171H102V170H98L97 168H95ZM115 171H116V170H115ZM148 171H149V170H148ZM189 171H190V169H189ZM191 171H193V170H191ZM221 171L224 172V171L222 170V168H221ZM234 171H235V170H234ZM71 172H72V171H71ZM71 172L69 171V174H70V175H72V174L74 175V174H75V173H71ZM159 172H160V171H158L157 173H159ZM185 172H186V171H185ZM213 172H215V171H213ZM216 172H218V170H217ZM235 172H237V171H235ZM239 172L241 173V171H239ZM56 173H57V172H56ZM92 173H94V172H92ZM58 174H59V173H58ZM61 174H63V172H62ZM116 174H117V172H116ZM116 174H115V176H116ZM161 174H162V173H159V175H161ZM181 174H182V173H181ZM217 174H218V173H216V175H217ZM238 174H239V173L236 174V178H237V180L239 181V177L241 176V178H242L243 175L240 174V176H239ZM243 174H246V177H247V174H248V173L245 172V173H243ZM66 175H67V174H66ZM93 175H94V174H93ZM95 175H96V174H95ZM97 175H98V174H97ZM101 175H102V174H101ZM145 175H146V174H145ZM149 175H151V174H149ZM182 175H183V174H182ZM182 175H181V176H182ZM192 175H193V174H192ZM213 175H214V178H215V177H216L215 174H213ZM219 175H220V174H219ZM237 175H238V176H237ZM263 175H264V174H263ZM54 176H55V175H54ZM63 176H64V175H63ZM89 176H90V175H89ZM91 176H92V175H91ZM217 176H218V175H217ZM225 176H226V177H224V178H227V181L229 180L228 183H230V184L233 183L232 186H231V188H229V190H231V189H232V190L237 189V190L239 191V194L241 195L242 200H243L244 197H243L242 195H244V192H245L246 189L244 188V186L242 185V183H246V186H248L249 179L247 178V179H248V180H247L248 183H247V181H244V180H246L245 175H244V180H243V178H242L243 181L240 180L239 182H236V181H234V180L236 179V178H235V174L232 173V174L229 175L228 177H227V175L225 174ZM230 176H234V180H233V182H231V179H232L233 177H230ZM57 177H58V175H57ZM67 177H68V175H67ZM75 177H76V174L73 176V178H72V177H71V178L74 179ZM78 177H79V176H78ZM97 177H98V176H97ZM103 177H102V178H103ZM113 177H114V176H113ZM150 177H151V176H150ZM150 177H149V179H150ZM158 177H159V176H158ZM158 177H157V178H158ZM191 177H192V178H195V177H193V176H191ZM191 177H188V179L191 178ZM220 177H223V176H220ZM229 177H230V179H228ZM263 177H264V176H263ZM65 178H66V177H65ZM90 178H91V179H90ZM90 178H89V179H90L91 181H93V180H92V177H90ZM100 178H101V177H100ZM104 178L106 179V177H104ZM104 178H103V181H104V182L107 181L106 183H108V182H109V181H108V178L106 179V181H105ZM111 178H112V177H111ZM114 178H115V177H114ZM114 178L111 179L112 183H113ZM116 178H117V177H116ZM120 178H121V177H120ZM142 178H144V177H142ZM142 178H141V179H142ZM146 178H147V175H146ZM151 178H152V177H151ZM160 178H161V179H160ZM164 178H165V180H166V177H163V178H162V177H159V180H158V181L163 180ZM62 179L64 180V177H62ZM66 179H68L67 181H68L69 184L67 183V184H68V188H67V185H66V187H65V186H64V187L67 188V189H69L70 187H72V191H73V192H70V193H71V196H72V195H74V191H75V189H77V186H78V184H76V183L79 182L80 180L78 179L79 181L76 182V181H75L76 179H74V180L69 179V178H66ZM66 179H65V181H66ZM89 179L86 181L87 184H85V185H88V181H89ZM98 179H99V178H98ZM109 179H110V178H109ZM121 179L123 180V181L121 180V182H123V184H124V182H125V181H124V178H121ZM126 179H127V178H126ZM141 179H140V180H141ZM144 179H145V178H144ZM144 179H142V180H144ZM217 179H218V178H217ZM219 179H220V178H219ZM221 179H222V178H221ZM59 180H61V179H59ZM99 180H102V179H99ZM99 180H98V183H99ZM115 180H117V179H115ZM127 180H128V179H127ZM190 180H191V179H189L188 181H190ZM192 180H193V179H192ZM91 181H90V182H91ZM103 181H102V182H103ZM118 181H120V180H118ZM163 181H164V180H163ZM167 181H168V180H167ZM167 181H164V182L166 183ZM75 182H76V183H75ZM80 182H81V181H80ZM80 182H79V183H80ZM93 182H94V181H93ZM93 182H92V183H93ZM193 182H194V181H191V183H193ZM205 182H206V181H205ZM219 182H221V180H219ZM224 182H226V181H224ZM241 182H242V183H241ZM82 183H84V182H82ZM92 183H90V184H92ZM95 183H96V182H95ZM98 183H97V185H98ZM150 183H151V182H150ZM153 183H154V181H153ZM167 183H168V182H167ZM191 183H190V184H191ZM200 183H201V182H200ZM59 184H60V183H59ZM65 184H66V183H65ZM75 184L77 185L76 188H75V186H74ZM109 184H110V185H113V184H111V183H109ZM168 184L170 185V183H168ZM230 184H227V185H230ZM92 185H93V184H92ZM92 185H91V186H92ZM100 185H101V182H100ZM146 185H147V184H146ZM157 185H158V184H157ZM165 185H167V184H165ZM165 185H164V186H165ZM227 185H226V186H227ZM69 186H70V187H69ZM81 186H82V185H81ZM94 186H95V185H94ZM113 186H114V185H113ZM113 186H112V191H111V192H114V194H112V193L110 192V188H109V189H108V188H107V189H106V188L103 189V191H105L106 193H108V195L110 194L109 196H108V195H107V196H108V198L111 197V198H112L111 200H115V199H116V198L113 199L114 195H116V194H115V191H116V190L113 191V189L115 188V187H113ZM126 186H127V185H126ZM162 186H163V185H162ZM191 186H192V184H191ZM222 186H223V185H222ZM222 186H221V187H222ZM224 186H225V185H224ZM79 187H80V186H78V190L75 191V192H76V195H75V198H76V199H75V203L78 204V206H79V208H80L79 210L82 212V211L85 210V205H84L83 202H85V204H86V201H87L88 199H85V198H86V195H84L83 193H81V189H82V188H81V187L79 188ZM99 187H100V186H99ZM102 187L104 188V183H103ZM105 187H106V186H105ZM110 187H111V186H110ZM118 187H119V186H118ZM137 187H141V188H142V186H137ZM178 187H179V186H178ZM228 187H229V186H228ZM228 187H227V189H228ZM73 188H75V189L73 190ZM134 188H136V185H135ZM143 188H144V187H143ZM187 188H188V186H187ZM192 188H193V187H192ZM192 188L189 187V188H188V191L190 190L189 192H191V190H193ZM234 188H235V189H234ZM67 189H65V190L68 191ZM87 189H88V188H87ZM101 189H102V188H101ZM116 189H117V188H116ZM123 189H124V188L121 189L122 194H119V195L122 196V197H123V196H124V197H126V196L128 197V195H126L127 193H126ZM160 189H163V187L160 188ZM166 189H167V188H166ZM173 189H175V188H173ZM214 189H215V188H214ZM69 190L71 191V189H69ZM98 190H99V188H98ZM125 190H126V189H125ZM145 190H146V189H145ZM224 190H226V189H224ZM232 190H231V191H232ZM243 190H244V191H243ZM118 191H119V190H118ZM173 191H174V190H173ZM63 192H64V191H63ZM119 192H120V191H119ZM123 192H124L125 195L123 194ZM161 192H162V191H161ZM174 192H175V191H174ZM186 192H187V190H186ZM192 192H193V191H192ZM246 192H247V191H246ZM246 192H245V193H246ZM65 193H68V192H65ZM94 193H95V192H94ZM116 193H117V192H116ZM193 193H194V192H193ZM229 193H230V194H229ZM229 193H228V194L231 195V202L234 204L233 206H235V203H238V202H237V199H239V194L237 193V195H235V194H234V191H233V193L229 191ZM96 194H97V193H96ZM117 194H118V193H117ZM133 194H134V193H133ZM136 194L138 195V192H137ZM136 194H135V196H137ZM140 194H141V193H140ZM146 194H147V193H146ZM146 194H145V195H146ZM175 194H178L177 191H176ZM183 194H186V193H183ZM190 194H191V193H190ZM223 194H225V193H223ZM226 194H227V193H226ZM101 195H102V194H101ZM101 195H100V196H101ZM141 195H142V194H141ZM143 195H144V194H143ZM229 195H228V196H229ZM234 195L237 197V199H235L236 197H235ZM71 196L69 197V199L71 198ZM81 196H85L84 199H85L86 201H85ZM94 196H95V197H96V196L98 197V195H94ZM112 196H113V197H112ZM138 196H140V195H138ZM161 196H162V195H161ZM177 196H179V195H177ZM177 196H176V198H177ZM185 196L187 197V195H185ZM188 196H189V195H188ZM190 196H191V195H190ZM190 196H189V197H190ZM224 196H225V195H224ZM224 196H223V198H224ZM66 197H67V196H66ZM87 197L89 198V196H87ZM91 197H92V199L94 198L93 201H92L93 203H94V202L103 203V202H101L100 200L97 201V199H96L95 197H93V195H92ZM91 197H90V198H91ZM115 197H119V196L116 195ZM127 197H126V198H127ZM129 197H130V196H129ZM129 197H128V199H129ZM133 197H134V196H133ZM133 197L131 196V198H133ZM141 197H142V196H141ZM152 197H153V196H152ZM189 197H187L188 200H189ZM192 197H193V196H192ZM225 197H226V198H225V200H226L225 202L230 201V197H227V196H225ZM245 197H247V194H246ZM67 198H68V197H67ZM90 198H89V199H90ZM120 198H121V197H120ZM131 198H130V199H131ZM138 198H140V197H138ZM176 198H175V199H176ZM182 198H183V197H182ZM182 198H181V199L179 198V199H180V200H179V203H180V201L182 200ZM184 198H185V197H184ZM228 198H229V199H228ZM69 199H68V200H69ZM82 199H83V200H82ZM92 199H91V200H92ZM99 199H100V198H99ZM121 199H122V198H121ZM154 199H155V198H154ZM175 199H174V201H175ZM227 199H228V200H227ZM234 199H235L236 201H235ZM246 199H247V198H246ZM91 200H88V201H91ZM104 200H105V198H104ZM116 200H117V199H116ZM116 200H115V201H116ZM123 200H124V199H123ZM140 200H141V199H140ZM145 200H147V199H145ZM190 200H191V199H190ZM88 201H87V202H88ZM109 201H110V200H109ZM115 201H114V202H115ZM117 201H118V200H117ZM177 201H178V198H177ZM182 201H183V200H182ZM233 201H234L235 203H234ZM143 202L145 203V201H143ZM151 202L155 205V202H154V201H151ZM239 202H241V201H239ZM244 202H246V201H244ZM247 202H249V201H247ZM75 203H74V204H75ZM118 203H119V202H117V204H118ZM187 203H188V204H186L185 207H183L182 205H178L179 208H180V210L183 209V213H182L183 215L186 213V212H184L185 210L188 211L189 208H188L187 205H189V203H191V202H187ZM94 204H96V203H94ZM169 204H170V206L173 205V204H171V203H169ZM242 204H243V202H242ZM249 204H251V202H250ZM52 205H53V204H52ZM69 205H70V204H69ZM69 205H67V206H69ZM75 205H76V204H75ZM102 205H103V204H102ZM113 205H114V204H113ZM120 205H121V203H120ZM132 205H133V203H132ZM164 205H165V204H162V206H164ZM216 205H217V204H216ZM224 205H225V204H224ZM226 205H227V203H226ZM58 206H59V205H58ZM73 206H74V205H73ZM86 206H87V204H86ZM90 206L92 207V205H90ZM97 206H100V205L98 204ZM128 206H129V204H128ZM142 206H143V205H142ZM157 206H160V205H157V204H156V207H157ZM162 206H161V208H163ZM176 206H177V204H176ZM176 206H175V204H174L173 211H174V209H175ZM178 206H177V210H178V212H179L180 210H179ZM217 206H220V205H217ZM237 206L239 207L238 204H236V206L234 207V211H235V212H236V211H237V212L239 211V212H242V213L245 212V210H243V208H244L245 206H244L243 208H241L243 211H242L241 209H240L241 211L238 210V209L241 207V205H240L239 208H238ZM247 206H248V205H247ZM60 207H61V206H60ZM71 207H72V206H71ZM71 207H70V208H71ZM105 207H106V206H105V203H104V207L101 206V208H100V210H101L103 213H106V211L108 210V208H107V210L105 211V210H104V209H106ZM115 207H116V205H115ZM118 207H120V206H118ZM121 207H122V206H121ZM132 207H133V206H132ZM168 207H169V206L166 205V206L163 208L164 211H162V213L165 212L164 214H166L167 212H166L165 210L168 211ZM181 207H183V208H181ZM220 207H221V206H220ZM222 207L225 209L224 206H222ZM222 207H221V208H222ZM236 207H237L238 209H235ZM251 207H252V206H251ZM251 207L249 206L247 209L250 210ZM66 208H67V207H66ZM87 208H88V206H87ZM133 208H134V207H133ZM157 208L160 209V207H157ZM165 208H167V209H165ZM169 208H170V207H169ZM54 209H58L57 205H56V207H54ZM60 209H61V208H60ZM71 209H72V208H71ZM75 209H76V208H75ZM96 209H98V207H97ZM119 209H121V208H119ZM134 209H135V208H134ZM184 209H185V210H184ZM215 209H217V208H215ZM245 209H246V208H245ZM247 209H246V210H247ZM252 209H253V207H252ZM252 209H251V210H252ZM67 210H68V208H67L66 210L64 209V211H65L64 213H67ZM87 210H90V209H87ZM87 210H86V211H87ZM92 210L94 211V209H92ZM189 210H190V209H189ZM219 210H220V208H219ZM226 210H227V209H226ZM226 210H223V211H226ZM232 210H233V209H232ZM251 210L248 211V215L251 214V213L253 212V211H251ZM55 211H56V210H55ZM62 211H63V210H62ZM72 211H73V210H72ZM80 211H79V213H80ZM93 211H92V214L94 215V212H93ZM191 211H192V210H190V212H191ZM256 211H257V210H256ZM59 212H60V211H59ZM70 212H71V211H70ZM70 212H69V213H70ZM89 212H90V211H89ZM109 212H110V210H108L107 213H109ZM157 212H158L159 214H161L160 210H158ZM175 212H176V210H175ZM175 212H174V214H175L174 216H176V213H177V216H176V217L178 218L180 212H179V214H178V212H176V213H175ZM194 212H195V211H194ZM221 212H222V210H221ZM228 212H229V211H228ZM60 213H61V212H60ZM84 213H86L87 216H88L89 214H91V213L88 214L87 212H83L82 214H84ZM98 213H99V212H98ZM107 213H106V215H109V214H110V213H109V214H107ZM116 213H117V212H116ZM219 213H220V212H219ZM219 213H218V214H219ZM222 213H223V212H222ZM224 213H225V212H224ZM254 213H255V212H253V215H252V216L249 215L250 217H248V221H249V222H248V221H247V222H248L249 224H250V223L255 224V222H257V221H255V219L257 218V217H256L257 215L255 216L256 213H255V214H254ZM67 214H68V213H67ZM86 214H85V215H86ZM101 214H102V213H101ZM114 214H115L114 212H113V214L111 213V217H112ZM140 214H141V213H140ZM159 214H158V215H159ZM188 214H190V213L188 212ZM57 215H58V214H57ZM64 215H66V214H64ZM102 215H103V214H102ZM161 215H162L163 217H161L160 219L164 218V216H165L164 220L162 219L163 223L165 222V226H164V224H163V227H162V224H161L162 221H160V220H159V222H161V223H159V225H161V226H158V225H157L158 222L156 223V226L159 227V229H158L157 231L159 232V234H162V233H163V234L160 235V237L157 236V238H158V239H157V242H158V243H157L155 246L152 245V244L155 243V242H153L152 244H150V243H148V242L143 241V240H142V239H143V236H140L142 239H141V238H137V236H136L135 238H136L137 241H134V242H133V237L131 236V232H132L131 230H133V229L130 230V231H131V232H129L130 235L127 234V237L124 235V234H126V230H127V229L124 230V229L122 228V229L124 230V233H122L123 230L121 229V231H120V232H121V235H124L125 238H124V236H122L123 238H119V234H120V232L117 233L118 236H116V239L119 238V239L117 240L118 242H121V241H123L124 239L127 240V238H128V239L130 238L129 240H132V244H134V246H133L132 244H129V246L126 248V252H124V253H125V254L127 253V254H126V256H124V257H127V258L124 259L122 256L120 257L121 254L118 255V258L120 257V258H123V259H124V260L121 262V264H151V263H149L150 261H149L148 258H149V256L152 257V255H153V258L155 257L154 261L152 260V261H153L152 264H177V263H178V260H177V259H175V258H171V257H172V254H170V255H171L170 258L168 257L169 254H167L166 249L169 250V246H168V247H165L166 244L164 245V243L170 242V241L172 240V239H171V237H172V235H173V234H171L172 231H173V227H172L173 225L171 224L172 221L170 220V216H169V215H167V214H166V215L161 214ZM161 215H160V216H161ZM186 215H187V214H185V216H186ZM194 215H195V213H194ZM223 215H224V214H223ZM228 215H230V214H228ZM228 215H227V216H228ZM232 215H233V214H232ZM55 216H56V215H55ZM68 216H69V215H68ZM70 216H71V215H70ZM79 216H80V215H79ZM87 216H85V217H87ZM122 216H123V215H122ZM224 216H225V215H224ZM85 217H82V218H85ZM92 217H94V216H92ZM107 217H108V216H107ZM107 217L105 216V219H106ZM113 217H114V216H113ZM156 217H157V216H156ZM186 217H187V216H186ZM194 217L196 218V215H195ZM197 217H198V219H199L198 214H197ZM253 217H254L255 219H254ZM67 218H68V217H67ZM89 218H90V217H89ZM109 218H110V216L108 217V219H106V221H107V220L109 221V220H111V219H112V220L114 219V218H111V219H109ZM123 218H124V217H123ZM147 218H148V217H147ZM182 218H183V217H181V220L183 221ZM251 218H252V219H251ZM65 219H66V218H65ZM85 219H87V218H85ZM85 219H84V220H85ZM92 219H93V218H92ZM150 219H151V218H150ZM186 219H187V218H186ZM190 219H191V218H190ZM192 219H193V218H192ZM219 219H220V217H219ZM237 219H239V218L237 217ZM237 219L235 218L236 221H237ZM61 220H62V219H61ZM77 220H78V219H77ZM88 220H89V219H88ZM88 220H87V221H88ZM112 220H111V221H112ZM174 220H175V217H174ZM226 220H228V221H226ZM231 220H233V219L231 218ZM231 220L227 217V218H225L224 222L226 221L227 224H231L230 222H233L234 224H236V223L238 222V225H239L240 219H239V221H237V222H235V220H234V221H231ZM111 221H109V222H111ZM153 221H154V219H153ZM182 221H180V222L178 221V222L182 224ZM193 221H194V220L190 221V225H191V231H190V232H191V233H190L189 236H190V237L192 238V240H193V241H191V242L197 241V238H198V240H199V237H198L199 233H198L197 229H194V225H195V224H194ZM200 221H201V220H200ZM200 221H198V222H200ZM253 221H254V222H253ZM89 222H90V221H89ZM149 222H152V221L149 220ZM201 222H202V221H201ZM203 222H204V221H203ZM205 222H206V221H205ZM205 222H204V223H205ZM228 222H229V223H228ZM154 223H155V221H154ZM179 223H178V225H179ZM185 223H186V222H183L184 225L182 224V225L184 226V229H185L186 225L188 224V223H187V224L185 225ZM204 223L200 224V226L204 225ZM80 224H81V222H80ZM99 224H100V222H99ZM151 224H152V223H151ZM181 224H180V225H181ZM206 224H207V223H206ZM206 224H205V225H206ZM208 224H210V223H208ZM256 224H257V223H256ZM256 224H255V225H256ZM175 225H176V223H175ZM80 226H81V225H80ZM91 226H92V225H91ZM108 226H109V225H105V227H108ZM150 226H151V225H150ZM197 226H198V225H197ZM197 226H196V227H197ZM228 226H229V225H227V227H228ZM230 226H232V224H231ZM230 226H229L228 228H231ZM84 227H85V224H84ZM105 227H104V225H103V227L99 229L100 232H101V230H102L103 228H105ZM122 227H123V226H122ZM127 227H128V226H126V228H127ZM132 227H133V226H132ZM158 227H156V228H158ZM175 227H180V226H175ZM175 227H174V228H175ZM188 227H189V226H188ZM198 227H199V226H198ZM203 227H204V226H203ZM203 227H201V228H202L201 231H202L203 233L206 232V231H208V229H206L205 231H203V230L205 229V228H203ZM227 227L224 226V228H227ZM235 227H236V230H238V232H237L235 229H233V230H231V231H232V233H231V231H229L230 229L228 230V228H227V231L230 232L229 239L231 238V235L234 234V232H233L234 230L237 232V234L240 232V231H239L240 228H237V224L235 225ZM238 227H239V226H238ZM98 228H99V225H98ZM108 228H109V227H108ZM135 228H136V227H135ZM152 228H153V226L150 228V230H151ZM209 228H210V227H209ZM215 228H216V227H214V229H215ZM91 229H92V228H89V230H88V227H87V231L90 232ZM148 229H149V228H148ZM182 229H183V228H182ZM182 229H181V227H180V231H179V233H178V234L180 235V238H181V237H182V238L184 237L182 240H184V239H185V240H187V239L189 240V237H188L187 233H186V235L183 234L184 236H183V235L181 236V234H182L181 230H182ZM184 229L182 230L183 232H184ZM222 229H223V228H222ZM83 230H84V229H83ZM103 230H105V232H102V233H101V236H104L105 233H106V236H104V239H103V240H105V239L107 240V239H108L109 241H111V238L114 236V234H113V236H111L112 233H111V234H107V233L112 232V229L110 228L111 231H108L109 229L107 230L106 228L103 229ZM103 230H102V231H103ZM114 230H115V229H114ZM152 230H153V229H152ZM155 230H156V229H155ZM185 230H186V229H185ZM189 230H190V229H189ZM210 230H211V229H210ZM92 231H93V230H92ZM96 231H97V230H96ZM107 231H108V232H107ZM117 231H118V230H117ZM157 231H156V232H157ZM212 231H214V230H212ZM223 231H224V229H223ZM263 231H264V230H262V232H263ZM83 232H84V234L86 235V237L89 236V237H90V240H92V239H91V237H93L92 232H91L92 236H90V235H88V234L85 233V232H86V229H85V231H83ZM134 232H135V229H134ZM173 232H175V231H173ZM180 232H181V234H180ZM185 232H186V231H185ZM185 232H184V233H185ZM199 232H200V228H199ZM202 232H201V235H200L201 237H200V238H204V237H203L204 235L202 236V234H203ZM219 232H222V231H219ZM219 232L217 231L218 235L220 234ZM236 232H235V234H234L235 238H234V236H232L234 241H233L232 239H230V240H231L230 242L228 241L229 239H228V237H227V234H225L226 232L224 233L225 236L222 235V237L224 236V237H223V240L225 239V237H227L226 239H227V241L229 242V243H228V242H224V243L229 244V245L232 244L231 247H230L231 249L228 248L227 250H226V247H227L226 244L223 245L224 247L226 246L225 248H223V249H225V251H222V250H223L222 247L220 248V249H222V250H220V249L218 248V250H220L221 252H224L222 255H221V254H220V255H217V252H219V251H216V248H215V251L211 250L213 246H212L211 248H209V246L212 244V240H211L212 238L210 239L209 245H206V241H205V240H208V239H202L203 241H201V239H200L201 243H202V242H205V247L207 248V249H205V250L207 251L206 254H205V259H203V258L201 257V258H202V262H201V264H217L216 262L219 261V259H220L221 256L225 257L226 260H225V259L223 260L222 258H221V259H222L223 261H225L226 264H233V263L235 262V261H233L234 259H236V262H235L236 264H245L248 260L246 259V257H243L242 254H244V253H248V254H250V255H247V256H248V257H249V256L252 257L251 254H252V253L254 254V252H255L257 249H258V250L255 252L256 254H254V257H252V259L255 258V257H256V258H261V256H264V247H261L262 244H263V246H264V241H263V240H264V234L261 235V238H262V236H263V238H262V239H263V240H262L263 243H262V244H260V242H261V238H258V240H257L258 242L255 241L257 238H256V239L254 238V239H253V242H252L251 238H252L253 236L250 237V238L248 237V240H247V241H248V242L251 241V243L249 242V243L251 244V245H250L247 241H245V239H243V237H240V236L238 237V235L236 234ZM98 233H99V232H98ZM98 233H97V235H99ZM103 233H104V234H103ZM127 233H128V230H127ZM213 233H214V232H213ZM217 233H216V234H217ZM227 233H228V232H227ZM240 233H241V232H240ZM155 234H156V233H155ZM159 234H157V235H159ZM196 234H197V236H196ZM208 234H209V232H208ZM109 235H110V236H109ZM132 235H133V234H132ZM138 235H140V234H138ZM236 235H237V237H236ZM241 235H243V234H241ZM108 236L111 237V238H106V237H108ZM129 236H130V237H129ZM174 236H175V235H174ZM185 236H187V237H185ZM206 236H207V235H206ZM209 236H211V237L213 236L212 232H211V235H209ZM243 236H244V235H243ZM254 236H255V235H254ZM94 237H95V236H94ZM94 237H93V240H94V239H98L97 237H96V238H94ZM117 237H118V238H117ZM219 237H221V236H219ZM256 237H257V235H256ZM131 238H132V239H131ZM191 238H190V239H191ZM209 238H210V237H209ZM213 238H214V237H213ZM236 238H237V239H236ZM240 238H241V239H240ZM244 238H245V237H244ZM99 239H100V236H99ZM85 240H86V239H84V241H85ZM93 240H92V242H94ZM101 240H102V239H101ZM106 240H105V241H106ZM113 240H114V239H113ZM113 240H112V243H113ZM126 240H124V242L127 244ZM145 240H146V239H145ZM236 240H237V245H236V243H235ZM239 240L242 241V242H239ZM88 241H89V240H88ZM95 241H97V240H95ZM109 241H106L107 243H106V242H103V241H101V242H103V244L106 243L105 246L108 245L106 248H109V246H110L109 243H108ZM127 241H128V240H127ZM146 241H147V240H146ZM148 241H149V240H148ZM163 241H165V242L163 243ZM176 241H177V240H176ZM232 241H233V243H235V244L231 243ZM244 241H245V243H244ZM259 241H260V242H259ZM124 242H122V243H124ZM136 242L139 243L140 245H143V247H141L142 249L140 248V249H138V251H137V248H138V247L136 248V246H135V245H137V244H135ZM149 242H150V241H149ZM151 242H152V241H151ZM161 242H162V243H161ZM185 242H186V241H184V244H185V245L183 244L184 246H182V245L179 246V244H181V243H176V244L179 246V248H176V249H178V250H173V249H175V246L172 245V246H174V247H173V248L170 247V248H172V251H170V252L176 251L177 253L180 252V254H181V253H182L181 250H185V247H186L185 252L188 253V248H189V247L187 246V243H185ZM188 242L191 243L190 241H188ZM254 242H256L257 244H258V243L260 244V245H259L260 249L258 248V245L255 246L256 243H254ZM125 243H124V244H125ZM147 243H148V244H147ZM189 243H188V245L190 246ZM196 243H197V242H196ZM230 243H231V244H230ZM252 243H254V244L252 245ZM80 244H81V243H80ZM80 244H79V245H80ZM114 244H115V243H114ZM194 244H195V242H194ZM203 244H204V243H203ZM222 244H223V243H222ZM240 244H241V245H240ZM247 244L250 246V248H249V246H248ZM79 245L77 244V246H79ZM122 245H123V244H122ZM198 245L201 246L200 243H198ZM214 245H215V242H214ZM216 245H217V243H216ZM229 245H228V247H229ZM234 245H235L236 247L239 245V246L241 247V250H240V248H238L239 246H238L237 248H233L232 246H234ZM243 245H245L244 247L246 248V249H245V250H246L245 252L242 251V250H244V247H242ZM112 246H113V245H112ZM114 246H115V245H114ZM114 246H113V248L115 249L117 246H115V247H114ZM178 246H177V247H178ZM181 246H182V247H181ZM194 246H195V245H194ZM194 246H193V244H192V246H190V248L192 249V247H194ZM235 246H234V247H235ZM253 246H254V247H257V248H255L256 250H254V249L252 250V248H254ZM85 247H86V246H85ZM85 247H84V245H83V249H82L81 251L79 250L80 253H81L82 251L84 252V248H85ZM119 247H121V246H119ZM180 247H181L182 249H181ZM183 247H184V249H183ZM201 247H202V246H201ZM217 247H220V246H217ZM72 248L74 249L75 246H73ZM106 248H105V249H106ZM111 248H112V247H111ZM113 248H112V250H113ZM135 248H136V250H135ZM195 248L197 249V251L199 250L198 247H195ZM213 248H214V247H213ZM232 248H233V250H232ZM247 248L250 249V250L252 251V253L248 252V251H250V250L247 251ZM76 249H77V250L80 249V246H79V248L76 247ZM76 249H75V250H76ZM119 249H120V248H119ZM180 249H181V250H180ZM229 249H230V250H229ZM235 249H236V251L238 250L237 253H236V251L234 252ZM107 250H108V249L105 250L107 254L110 253V254L112 255V253H114V252L111 251V249L108 250V252H107ZM179 250H180V251H179ZM231 250H232V251H231ZM261 250H263V251H261ZM79 251H78V252H79ZM109 251H111L112 253L109 252ZM115 251H116V250H115ZM178 251H179V252H178ZM195 251H196V250H195ZM195 251H193V253H192V252L190 251V249H189V253H190V254L192 253V254H191V256L189 255V256H190V259L188 258L187 254H186V258H187L188 261H189V262H187V260L185 259L186 262H187V264H197V263L195 262L194 257H192V255L194 256ZM239 251H240V254L238 255ZM260 251H261V252H260ZM83 252H82V253H83ZM198 252H199V251H198ZM242 252H243V253H242ZM258 252H259V254H258V257H257V253H258ZM115 253H117V251H116ZM119 253H121V252H119ZM119 253H118V254H119ZM122 253H123V251H122ZM168 253H169V252H168ZM189 253H188V254H189ZM261 253H262L263 255H260ZM180 254H178V255H180ZM182 254H183V253H182ZM197 254H198V253H197ZM218 254H219V253H218ZM105 255H106V254H105ZM116 255H117V254H116ZM116 255L114 254L113 257H116ZM127 255H128V256H127ZM173 255L176 257L177 254L175 255V253H174ZM178 255H177V257H178V259H179V256H178ZM199 255H200V254H199ZM259 255H260V256H259ZM106 256H107V255H106ZM201 256H202V255H201ZM241 256L243 257V260H242L243 262H242V261L239 262V258L242 259ZM110 257H112V256H110ZM181 257H182V256H181ZM195 257L197 258L198 256H195ZM203 257H204V256H203ZM250 257H249V258H250ZM108 258H109V257H108ZM184 258H185V257L183 256V258H181V259H184ZM199 258H200V256H199ZM262 258H263V259H262ZM262 258H261V260H260V259H259V260H260V261H264V257H262ZM109 259H110V260H109L108 262H109V263L111 262L110 264H113L114 261H111L112 258H109ZM150 259H151V258H150ZM174 259H175V260H174ZM107 260H108V259H107ZM112 260H113V259H112ZM116 260H117V259H116ZM173 260H174V261H173ZM197 260H198V259H197ZM244 260H245L246 262H245ZM250 260H251V259H250ZM255 260H256V259H255ZM117 261H118V260H117ZM175 261H176V262H175ZM198 261H199V260H198ZM198 261H197V262H198ZM253 261H254V259L252 260V262H253ZM260 261H257V262L260 263ZM219 262H220V261H219ZM244 262H245V263H244ZM255 262H256V261H255ZM255 262H253V263L255 264ZM257 262H256V264H258ZM179 263H180V262H179ZM225 263H224V264H225ZM235 263H234V264H235ZM250 263H251V261H250V262L248 261V263H246V264H250ZM253 263H252V264H253ZM119 264H120V263H119ZM180 264H183L182 261H181ZM220 264H221V263H220ZM222 264H223V263H222ZM260 264H264V262H263V263L261 262Z\"/></svg>", "mask_w": 264, "mask_h": 264}]
</instances>
